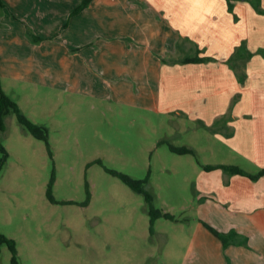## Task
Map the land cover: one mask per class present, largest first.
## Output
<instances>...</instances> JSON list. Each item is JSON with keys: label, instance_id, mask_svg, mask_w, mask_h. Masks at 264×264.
Returning a JSON list of instances; mask_svg holds the SVG:
<instances>
[{"label": "crops", "instance_id": "crops-1", "mask_svg": "<svg viewBox=\"0 0 264 264\" xmlns=\"http://www.w3.org/2000/svg\"><path fill=\"white\" fill-rule=\"evenodd\" d=\"M3 1L5 93L16 85L88 87L101 99L216 127L229 153L245 159L248 168H239L253 175L264 167V13L257 10L264 0H235L232 12L225 0H92L75 15L81 0ZM28 30L40 40H31ZM242 42L252 55L240 82L226 61ZM198 48L204 52L197 55ZM196 55L212 60L177 61ZM201 169L197 213L237 236L225 248L198 227L193 244L200 240L207 260L197 253L198 262L186 264H264V175L251 180Z\"/></svg>", "mask_w": 264, "mask_h": 264}, {"label": "rangeland", "instance_id": "rangeland-1", "mask_svg": "<svg viewBox=\"0 0 264 264\" xmlns=\"http://www.w3.org/2000/svg\"><path fill=\"white\" fill-rule=\"evenodd\" d=\"M5 87L24 114L47 129L49 145L24 131L13 114L6 116L0 233L15 242L18 264H186L198 262L197 253L207 260L200 240L193 244L203 226L200 164L248 168L229 153L219 129L101 99L88 87ZM169 144L191 147L196 157L174 154ZM108 170L147 179L153 206L174 220L156 219L151 235L144 196ZM51 181L56 203L47 194ZM11 258L2 244L0 264H12Z\"/></svg>", "mask_w": 264, "mask_h": 264}, {"label": "trees", "instance_id": "trees-1", "mask_svg": "<svg viewBox=\"0 0 264 264\" xmlns=\"http://www.w3.org/2000/svg\"><path fill=\"white\" fill-rule=\"evenodd\" d=\"M229 1V10L233 11V0ZM92 2V0H81L79 6L71 13V15H75L78 12H80L83 8H85L87 5H89ZM5 7V3L3 0H0V9ZM259 12L264 13V10L257 9ZM27 36L33 40L37 41L40 40L39 37L35 36L30 30L27 31ZM201 53V51H198L196 54L198 55ZM184 56L180 60H177L181 63H200L207 60H212L210 57H199V56ZM252 53L249 52L247 47L245 46V43L242 42L239 47L235 49V52L227 59V63L230 67H232L236 71V77L240 82H243L245 78V64L248 59H250ZM175 62V61H174ZM13 114L16 118V121L18 125L26 131L28 134H30L32 137L41 140L46 143L47 147L48 145V135H47V129L43 126H40L38 124H35L32 122L20 109L17 101L12 98V96L6 94L1 86L0 81V131H4L5 129V118L7 115ZM50 149V148H49ZM48 149V150H49ZM0 150L2 152V158L0 160V170L2 169V166L4 165L6 159H7V152L3 148V146L0 144ZM169 150L174 154H188L196 157L195 150L192 148H188V146H174L172 144H169ZM201 167L204 170H207V172L217 170V169H223L229 172L230 174H241L248 176L251 180H257L259 177L264 175V167L261 168L256 174H247L244 170L239 168L238 166H231L227 164H217V165H207V164H200ZM111 174L117 176L125 185H127L131 190H133L136 193L142 194L144 196L146 205L148 207V214L150 216V226H149V232L151 235L154 234V222L158 218H166L168 220H174V217L170 214H167L166 212H162L161 210L155 208L153 206V196L151 193L146 191L145 189V183L147 182V179L144 180H136L131 178L130 176H127L123 173H119L116 171L108 170ZM52 182L48 186V197L51 202L56 203L57 201L54 199L52 195ZM87 191V200L85 202V205L89 203L90 200V192L88 184L86 186ZM202 224L206 227L208 231L215 237H217L221 242L222 245L226 248L227 246L235 243V237L237 236V233L235 231H230L225 233L224 231H219L212 225L206 223V221H202ZM2 244H6L12 254V264H18L17 260V249L15 242L12 239L7 238L5 235L0 233V246Z\"/></svg>", "mask_w": 264, "mask_h": 264}]
</instances>
